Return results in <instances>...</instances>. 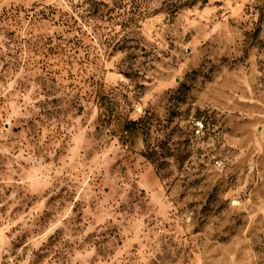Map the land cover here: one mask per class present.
Segmentation results:
<instances>
[{"label": "rangeland", "instance_id": "obj_1", "mask_svg": "<svg viewBox=\"0 0 264 264\" xmlns=\"http://www.w3.org/2000/svg\"><path fill=\"white\" fill-rule=\"evenodd\" d=\"M0 264H264V0H0Z\"/></svg>", "mask_w": 264, "mask_h": 264}]
</instances>
